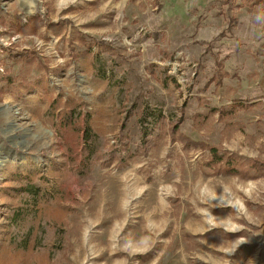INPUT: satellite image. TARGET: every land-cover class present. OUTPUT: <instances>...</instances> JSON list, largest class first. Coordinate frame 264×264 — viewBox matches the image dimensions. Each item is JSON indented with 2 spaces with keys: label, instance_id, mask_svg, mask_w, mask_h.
<instances>
[{
  "label": "rangeland",
  "instance_id": "1",
  "mask_svg": "<svg viewBox=\"0 0 264 264\" xmlns=\"http://www.w3.org/2000/svg\"><path fill=\"white\" fill-rule=\"evenodd\" d=\"M178 119L264 162V0H0V264H264V176Z\"/></svg>",
  "mask_w": 264,
  "mask_h": 264
},
{
  "label": "trees",
  "instance_id": "2",
  "mask_svg": "<svg viewBox=\"0 0 264 264\" xmlns=\"http://www.w3.org/2000/svg\"><path fill=\"white\" fill-rule=\"evenodd\" d=\"M18 27V26H17ZM21 30V29H19ZM17 57H21V55H18ZM223 68V65L220 62H217V71L218 76L222 74L221 69ZM216 77L214 78V80ZM217 80V79H216ZM126 118V124L130 122L131 119V112H128ZM148 117H152V113L148 111V109H145L142 112V118L141 121H145L148 119ZM159 118V117H158ZM169 125H171V133L176 136V139H178L180 142H182L184 145L189 146L193 145L195 147L200 148L201 150L208 151L209 158L205 162V167H207L210 170V173L212 175H227V176H234V177H242L246 179H256L258 176L263 175L264 176V162L259 160H250L247 162H243L241 158L238 155H234L229 153L228 151H225L221 146H211L207 143L200 141L195 142L184 135H182L179 131L181 119H178L177 121H171L168 122ZM91 132V127H88L86 130V139H89V134ZM158 146V137L153 136V130L151 132H144L143 136V143L142 148L140 151H138L133 156L138 155H147L153 148ZM129 159L122 160L121 163L128 162ZM238 234H231L229 237H237ZM186 244L190 246L191 244H194L193 237L190 234L184 235Z\"/></svg>",
  "mask_w": 264,
  "mask_h": 264
},
{
  "label": "bare ground",
  "instance_id": "3",
  "mask_svg": "<svg viewBox=\"0 0 264 264\" xmlns=\"http://www.w3.org/2000/svg\"><path fill=\"white\" fill-rule=\"evenodd\" d=\"M2 163H3V161H2V159H1V157H0V168L2 167ZM229 204H231L235 209H238V208H240V207H243V204H242V202L241 201H239V200H237V201H231ZM207 216H208V220L209 221H211V222H213L214 224L216 223V222H214L213 221V219H212V217H211V215L210 214H207ZM104 233V232H103ZM113 234V233H112ZM88 239V238H87ZM89 241V240H88ZM82 257V256H81ZM78 260H79V258H78ZM83 260V259H82ZM76 263V262H75ZM77 264V263H76ZM83 264V263H82Z\"/></svg>",
  "mask_w": 264,
  "mask_h": 264
}]
</instances>
